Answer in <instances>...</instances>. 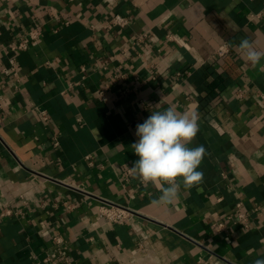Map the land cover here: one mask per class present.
<instances>
[{
	"label": "crops",
	"instance_id": "crops-1",
	"mask_svg": "<svg viewBox=\"0 0 264 264\" xmlns=\"http://www.w3.org/2000/svg\"><path fill=\"white\" fill-rule=\"evenodd\" d=\"M33 30L6 74L8 45ZM245 38L264 51V0H0V264L264 259V59H242ZM169 106L198 113L189 147L206 155L203 182L165 205L129 167L136 126ZM240 201L248 229L228 219ZM108 202L133 215L103 219Z\"/></svg>",
	"mask_w": 264,
	"mask_h": 264
},
{
	"label": "clouds",
	"instance_id": "clouds-1",
	"mask_svg": "<svg viewBox=\"0 0 264 264\" xmlns=\"http://www.w3.org/2000/svg\"><path fill=\"white\" fill-rule=\"evenodd\" d=\"M240 56L253 67L264 59V51L245 38L236 46ZM264 71V65L261 66ZM199 116L195 111H178L169 106L164 111H154L136 126L138 140L131 148L139 157L129 172L145 184L160 189L153 203L172 204L179 198L181 186L191 189L203 182L204 173L197 170L206 155L202 145L189 147L199 131ZM253 264H264L256 259Z\"/></svg>",
	"mask_w": 264,
	"mask_h": 264
},
{
	"label": "built area",
	"instance_id": "built-area-1",
	"mask_svg": "<svg viewBox=\"0 0 264 264\" xmlns=\"http://www.w3.org/2000/svg\"><path fill=\"white\" fill-rule=\"evenodd\" d=\"M112 24L114 26H127L130 24V18L122 16L121 14H115L112 17ZM40 32L37 30L31 31L29 34H26L22 37H20L17 41H14L8 45V52L10 53L9 56V66L4 67L3 71L6 74H13L15 76L18 75V62H17V56L20 55L22 52H25L29 50L31 47L35 46L38 42V39L40 37ZM171 37L169 36V39ZM229 48L228 46L221 47L217 54L219 56H223L224 54L228 53ZM179 76H181V73H178ZM45 119H48V116L45 111L41 112ZM59 143L56 142V146H58ZM236 208V215L235 217H229L228 219L234 220V221H243L245 222V227L248 229L250 227V214L247 212L243 207V202H238L235 206ZM258 210V209H256ZM100 216L113 223H124L127 220L130 219V217L133 215V212L125 207L119 206L117 204H114L112 202H108L105 205L100 206L99 209ZM13 214L12 210H6L2 216H10ZM229 226L225 221H220L217 224V232L218 233H224L228 232ZM54 245L58 249V254L65 255L68 252V246L65 242V240L62 237H55L54 238ZM49 255L45 259V262H48ZM35 264H41L40 262H37Z\"/></svg>",
	"mask_w": 264,
	"mask_h": 264
}]
</instances>
